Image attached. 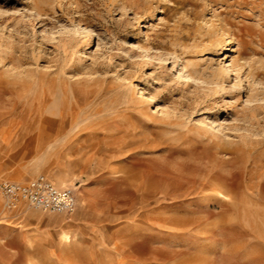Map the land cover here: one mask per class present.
Returning <instances> with one entry per match:
<instances>
[{
  "label": "rangeland",
  "instance_id": "1",
  "mask_svg": "<svg viewBox=\"0 0 264 264\" xmlns=\"http://www.w3.org/2000/svg\"><path fill=\"white\" fill-rule=\"evenodd\" d=\"M39 175L76 210L5 209L0 264H264V0H0V177Z\"/></svg>",
  "mask_w": 264,
  "mask_h": 264
},
{
  "label": "built area",
  "instance_id": "2",
  "mask_svg": "<svg viewBox=\"0 0 264 264\" xmlns=\"http://www.w3.org/2000/svg\"><path fill=\"white\" fill-rule=\"evenodd\" d=\"M0 197L9 212L28 207L48 214L71 215L77 205L69 190L58 187L45 175L24 182L0 179Z\"/></svg>",
  "mask_w": 264,
  "mask_h": 264
},
{
  "label": "crops",
  "instance_id": "3",
  "mask_svg": "<svg viewBox=\"0 0 264 264\" xmlns=\"http://www.w3.org/2000/svg\"><path fill=\"white\" fill-rule=\"evenodd\" d=\"M0 179H3V177H0ZM48 179H50L48 177ZM6 180V179H5ZM7 180H10V181H15V182H23V181H19V180H12V179H7ZM51 180V179H50ZM53 182V181H52ZM54 184H56L54 182ZM25 207H23L21 210L19 211H16V212H11L13 213V217H19L21 215V211L24 209ZM5 208H4V203H3V200L1 199L0 197V239L1 240H4L6 243H7V222L9 220H11L10 218H8L7 216V213H5ZM11 216V215H10ZM33 216L32 213H27L25 214L23 217H21L22 219L20 220L21 222L20 223H25L26 220H28L29 217ZM15 220L18 218H14Z\"/></svg>",
  "mask_w": 264,
  "mask_h": 264
},
{
  "label": "bare ground",
  "instance_id": "4",
  "mask_svg": "<svg viewBox=\"0 0 264 264\" xmlns=\"http://www.w3.org/2000/svg\"><path fill=\"white\" fill-rule=\"evenodd\" d=\"M195 75V73L194 74H191V76L193 77Z\"/></svg>",
  "mask_w": 264,
  "mask_h": 264
}]
</instances>
